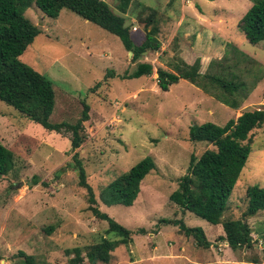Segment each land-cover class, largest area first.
Masks as SVG:
<instances>
[{
  "label": "rangeland",
  "instance_id": "obj_1",
  "mask_svg": "<svg viewBox=\"0 0 264 264\" xmlns=\"http://www.w3.org/2000/svg\"><path fill=\"white\" fill-rule=\"evenodd\" d=\"M103 1L119 15L117 0ZM253 2L130 0L124 23L132 42L142 41L141 19L154 10L160 43L158 51L137 61L152 67L150 75L137 79L121 78L136 62L116 37L65 9L55 19L43 16L34 4L24 11L39 34L18 60L51 82L54 104L49 122L73 124L82 104L88 110L82 122L83 142L70 151V133L46 131L0 102V144L13 156L12 170L0 178V264H21L18 252L32 256L37 264H67L64 250L83 249L101 236L114 239L103 235L106 222L87 210L86 192L78 186L72 166L73 153L96 208L131 232V243L113 250L108 264H264V240L256 234L262 229L264 211L246 219L251 247L231 251L221 240L220 224L210 225L168 201L189 157L214 149L189 142V126L206 122L222 126L244 111H264V43L249 45L237 28ZM175 59L186 64L199 59L201 74L214 73L221 64L227 68L229 78L242 83L232 97L237 109L221 103L212 87L205 92L185 80L160 91L156 69L171 71ZM107 71L112 76L104 78ZM249 138L250 150L222 220L240 218L247 188L264 189V122ZM144 157L151 158L155 168L141 180L132 205H102L101 189ZM163 219L201 228L209 247H196L191 237ZM82 264L88 263L83 259Z\"/></svg>",
  "mask_w": 264,
  "mask_h": 264
},
{
  "label": "trees",
  "instance_id": "obj_2",
  "mask_svg": "<svg viewBox=\"0 0 264 264\" xmlns=\"http://www.w3.org/2000/svg\"><path fill=\"white\" fill-rule=\"evenodd\" d=\"M129 1L117 0L116 8L119 15H116L103 0H0V102L46 131L70 133V151L77 149L83 142L82 122L87 119L88 108L82 104L80 118L73 124L49 122L54 104L51 82L18 60L33 38L39 34L38 28L32 25L23 13L34 4L43 16L55 19L59 12L65 9L116 37L121 47L131 53V62H136L135 68L121 78L137 79L150 75L152 69L149 63L137 61L145 53L158 51L160 43L157 39L158 27L154 10H149L141 19L142 41L137 45L132 42L129 28L124 23ZM237 28L249 45L264 43V0H254L238 20ZM209 65L214 66L215 63L210 62ZM217 66L218 70L214 73L201 74L199 59H195L192 64L175 59L171 64V71L156 69L155 84L162 92H166L179 80H185L205 92L212 87L214 96L221 103L230 109H237L234 94L242 83L229 78L231 74L222 64ZM106 74L104 78L112 76L109 71ZM263 122L264 111L256 109L244 111L234 120H227L222 126L209 122L189 126L187 131L189 142L210 144L214 149L205 150L198 158L190 156L185 173L177 180L176 189L168 195V201L181 211L189 212L210 225L220 224L221 240L231 251L251 247L252 230L246 219L264 211V189L252 186L245 191L246 205L240 218L222 220L230 191L250 150V132L259 128ZM71 159L77 174V184L86 192L87 210L96 220L106 222L107 227L103 235L111 234L114 239L101 236L97 243L83 249L73 247L64 250L65 256L68 257L67 264H82L83 259L88 264L96 262L108 264L113 250L119 246L126 248L131 243V232L96 208L94 195L85 182L84 171L77 154L73 153ZM12 168V153L0 144V178L6 176ZM154 168L152 159L144 157L127 172L105 185L98 193L99 202L107 207L114 205L130 207L137 196L141 180ZM161 222L177 227L184 236L191 237L198 248L207 249L210 245L199 227H187L180 219H163ZM261 227L256 234L264 240V219ZM49 232L50 228L46 233ZM142 232L141 229L138 230V233ZM262 251L264 252V242ZM17 257L21 259V264H37L32 256L22 252H18Z\"/></svg>",
  "mask_w": 264,
  "mask_h": 264
},
{
  "label": "water",
  "instance_id": "obj_3",
  "mask_svg": "<svg viewBox=\"0 0 264 264\" xmlns=\"http://www.w3.org/2000/svg\"><path fill=\"white\" fill-rule=\"evenodd\" d=\"M128 53V56H130L131 55V53L130 52H127Z\"/></svg>",
  "mask_w": 264,
  "mask_h": 264
}]
</instances>
